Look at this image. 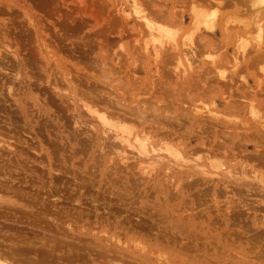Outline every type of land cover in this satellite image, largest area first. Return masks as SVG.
I'll return each instance as SVG.
<instances>
[{"label": "rangeland", "instance_id": "rangeland-1", "mask_svg": "<svg viewBox=\"0 0 264 264\" xmlns=\"http://www.w3.org/2000/svg\"><path fill=\"white\" fill-rule=\"evenodd\" d=\"M130 1L0 0V254L18 243L30 262L264 264V3L135 0L177 29L176 50L155 56ZM192 7L215 21L192 35L195 56L182 45ZM83 102L144 130L160 160Z\"/></svg>", "mask_w": 264, "mask_h": 264}, {"label": "bare ground", "instance_id": "bare-ground-1", "mask_svg": "<svg viewBox=\"0 0 264 264\" xmlns=\"http://www.w3.org/2000/svg\"><path fill=\"white\" fill-rule=\"evenodd\" d=\"M184 1V0H183ZM264 3V0H256V3ZM128 8H129V11L126 13V9H124L123 11L125 12V14H126V16L127 17H129L130 16V14L132 15V14H134L135 15V17H136V19L137 20H139L138 22H142L141 24H143L142 26H143V28L144 27H146L147 28V30L146 29H144L143 31H144V33H145V35H146V40L144 41L145 43H143V44H146V41H149V43H151V45H149V46H151V47H149L148 46V49L150 48H153V54L155 55V56H158V51L161 49V48H164L163 46H165V48L166 47H169V46H171V48H176L177 47V45H178V42H177V39L175 38V34L173 33V29H175V28H173L172 29V31H171V27H168V22L165 24V26L167 27V28H165V26H164V24L161 22V24H163V26H159V23H158V26L156 25L157 24V22L155 23V20H154V18H153V22L155 23L154 25L152 24V21H150L149 20V16H147V14H145V10H142L141 9V7L138 5V3L135 1V0H131L130 1V6H128ZM193 8L194 7H192V10L191 11H193V13H195V16L193 17V27H191L192 28V31L190 32V34H187L186 36H185V40L183 41V43H182V45L183 46H185V49L186 50H189V52H191L190 50H194L195 51V49L193 48L194 47V45H193V43H194V41H193V34H194V32L196 31V32H198L197 34H199V32H201L202 33V31L204 30V31H206V32H213V30H214V27H215V25H214V23H215V21H214V14H213V16H211L210 14H204L203 15V13H201L200 12V14H199V11L197 10V12H196V10L194 9L193 10ZM126 10V11H125ZM122 11V10H121ZM122 11V12H123ZM157 11V13H165V12H163V10H156ZM156 11H155V13H156ZM130 12V13H129ZM198 13V14H197ZM214 13V12H213ZM203 16H202V15ZM129 15V16H128ZM207 15V16H206ZM121 16H122V14H121ZM133 16V15H132ZM122 18V17H121ZM160 18V17H159ZM158 18V19H159ZM163 18V17H162ZM165 18L166 17H164V19H163V21L165 22L166 20H165ZM160 21V20H159ZM172 22V21H171ZM140 24V25H141ZM160 24V25H161ZM181 24V23H180ZM156 25V26H155ZM175 25V24H174ZM173 25V26H174ZM169 26H171V25H169ZM224 26H225V24H224ZM223 26V27H224ZM247 26V25H246ZM175 27V26H174ZM169 28H170V30H169ZM244 28H246V27H244ZM175 30H177V29H175ZM256 31V38L255 39H260L261 38V33H262V29L259 27V26H257V30H255ZM175 32V31H174ZM189 33V32H188ZM196 34V33H195ZM203 34V33H202ZM205 34V33H204ZM175 35V36H174ZM193 35V36H192ZM211 35V34H210ZM197 37V36H196ZM199 38H200V40H204V39H206V38H204V36H203V38H202V36H198ZM202 38V39H201ZM239 40V39H238ZM241 42H239V44H237V47H238V49L240 50L239 52L241 53V55H243L244 57H245V55L247 54L246 53V50L248 51V49L246 48V45H244V43H245V40L244 39H241L240 40ZM247 41V40H246ZM251 41V40H250ZM260 41V40H259ZM259 41H257V42H259ZM256 42V41H255ZM256 42V45H255V47H257L256 49H259L260 47H261V44L260 43H257ZM148 42H147V44H149ZM247 43H248V41H247ZM147 44H146V46H147ZM246 44V43H245ZM168 45V46H167ZM144 47H145V45H144ZM199 47H201V46H199ZM147 48V47H146ZM146 48H144V49H146ZM164 48V49H165ZM170 48V47H169ZM188 48V49H187ZM196 48V47H195ZM167 49V48H166ZM172 49V50H173ZM261 49V48H260ZM174 50H176V49H174ZM185 50V51H186ZM192 50V51H193ZM193 51V52H194ZM253 50H251V51H249V52H252ZM254 51H255V49H254ZM262 51V50H261ZM182 52H184V51H182ZM193 52H191V54H192V56H193V54H194V56H195V52L193 53ZM185 53L186 52H184V56H182V57H184L185 59H184V62H185V64H187L188 62H189V60H188V58L187 57H185ZM188 53V52H187ZM187 53H186V55H187ZM261 53H263V52H261ZM182 54V53H181ZM260 55V56H259ZM191 56V55H190ZM191 56V57H192ZM210 56V55H209ZM242 56V57H243ZM262 55L259 53L258 54V58L259 57H261ZM187 58V59H186ZM190 58V57H189ZM211 58H212V55H211ZM254 58H256V57H254ZM188 60V62H186ZM235 60H237V58L235 59ZM234 60V61H235ZM177 62H176V68L177 67H182V68H180V69H182L180 72H184L185 71V69H184V66L182 65V63H181V61L179 60V59H177L176 60ZM236 62V61H235ZM238 63H236V64H234V66H236ZM188 66H190V64H188ZM179 70V69H178ZM106 72V71H105ZM106 76H107V73L105 74ZM104 75V76H105ZM108 75H109V73H108ZM105 76V77H106ZM220 77L221 78H226L224 75H223V73H221V71H220ZM104 78V77H103ZM105 79H107V77L106 78H104V81H106L107 83L109 82H111V81H107V80H111V78L109 79H107V80H105ZM109 83H108V85H109ZM86 103V102H85ZM95 103V102H94ZM94 103H91L90 105H94ZM83 107H85L86 108V110L88 111V112H90L91 114H95L96 116V119H98L99 120V122L101 123V125L103 126V127H105V129H104V131L106 130V132H111V133H114L111 137L114 139V138H117V140L119 141V142H125L127 145H129V148L131 147L132 149L133 148H135L136 149V152H135V154L137 153V156H139V157H141V156H149L150 158H152V157H157V158H155V159H153V160H155V161H158V160H160V158L158 159V155L157 156H155L153 153H154V151H159L160 149H158V148H155L152 144H150V143H148V141H149V136H148V134H145L144 132V130L141 132V133H138V132H135L134 134H132L131 132H133L132 130H131V127L130 126H128L126 123H122V122H120V121H116L115 119L113 120V118H112V115H113V112L114 111H112V114H110V115H108L107 113H109V112H107L106 113V111H102V110H104V109H102V107L100 108V107H98V108H100L101 110H99L97 107H95V105L93 106L94 108H92L91 106H89V104H84V102H83ZM144 105V104H143ZM250 108H253V105H250ZM108 110V109H107ZM126 110V109H125ZM141 110V109H140ZM194 110L196 111V109L194 108ZM198 110V109H197ZM205 110V109H204ZM128 111V110H127ZM201 111V113H206L207 114V112H209L208 114H210V113H212V114H214L213 112H211L210 110H208L207 109V112H205V111H203L202 112V110H200ZM250 111H252V110H250ZM119 112V111H118ZM131 112V111H130ZM135 112H136V110H135ZM139 112V111H138ZM115 113V112H114ZM140 113H141V111H140ZM195 113V112H194ZM196 113H198V111H196ZM195 113V114H196ZM203 113V114H204ZM254 113H256L257 115H258V112H254ZM253 113V114H254ZM117 114V113H116ZM122 114V113H121ZM120 114V115H121ZM200 114V113H199ZM251 114H252V112H251ZM134 115V114H133ZM141 115V114H140ZM255 115V114H254ZM111 116V117H110ZM118 117H120V116H117V118ZM127 117V116H126ZM255 117V116H254ZM130 118V117H129ZM141 118V117H140ZM139 118V119H140ZM122 118H120V120H121ZM124 119V118H123ZM215 119H216V117H215ZM218 119V118H217ZM118 120V119H117ZM103 131V132H104ZM105 132V133H106ZM140 134H142V135H140ZM230 137V136H229ZM166 143V142H165ZM164 143V144H165ZM171 144V143H170ZM126 145V147L128 148V146ZM167 145V144H166ZM169 146V145H168ZM167 147V146H166ZM166 147H165V150H166ZM172 147V146H171ZM164 148V147H163ZM175 148V147H174ZM169 149V148H168ZM170 149H172V148H170ZM164 150V151H165ZM174 150V149H173ZM134 151V150H133ZM175 151V150H174ZM177 153V152H176ZM227 153V152H226ZM141 155V156H140ZM176 155V154H175ZM179 156V155H178ZM181 156V155H180ZM179 156V157H180ZM175 157V156H174ZM181 159H182V157H181ZM201 169H202V167H201ZM203 171V170H202ZM206 171V170H205ZM205 171H204V173H205ZM229 174H231L230 173V171L228 172ZM233 174V173H232ZM232 176V175H231ZM1 227V226H0ZM3 229V228H2ZM1 229V230H2ZM11 234H13V233H11ZM6 235H7V233H6ZM5 235V236H6ZM11 236V235H10ZM9 236V237H10ZM18 236V235H17ZM17 236L15 237V238H17ZM23 236V235H22ZM11 238H13V237H11ZM15 238H13V239H15ZM21 238V237H20ZM19 238V239H20ZM1 239V238H0ZM22 239L24 240V236L22 237ZM16 240V239H15ZM23 240H22V242H23ZM64 240V239H63ZM118 240V239H117ZM19 241H21V240H19ZM32 241V240H31ZM59 241V240H58ZM1 242V241H0ZM56 242V241H55ZM79 242V241H78ZM10 243V242H9ZM21 243V242H20ZM32 243V242H31ZM86 243V242H85ZM2 244V243H1ZM18 244V243H17ZM16 244V247H15V250H12V251H9L8 253L9 254H0V264H12V263H16V264H48V261H49V263L50 264H54V263H52L53 261H55L56 262V259H55V257L53 258V261H51L50 262V260H48V259H51V258H48L49 257V255H42L41 256V254L39 255V254H37V255H39V256H37L36 255V258L35 259H33L34 261H32V262H30L31 260H28V259H30V257H28L27 258V256L25 255V254H23V253H21L19 250H17L16 248H18V246L19 245H17ZM35 244V243H34ZM87 244V243H86ZM11 245H12V243H11ZM56 245V244H55ZM69 245V244H68ZM88 245V244H87ZM15 245H12V246H10L11 248H13ZM70 246V245H69ZM95 246V245H94ZM33 247V249H34V246H32ZM71 247V246H70ZM0 248H2V247H0ZM5 248V247H4ZM86 248H87V246H86ZM40 249V248H39ZM64 249V248H63ZM91 249V248H90ZM17 250V251H16ZM25 250H27V249H25ZM46 250V249H45ZM54 250H55V248H54ZM4 250L2 249V252H3ZM42 251H44L43 249H42ZM104 251V250H103ZM111 251H113V250H111ZM6 252H7V250H6ZM49 252H51V249H50V251ZM49 252L47 253V254H49ZM66 252V251H65ZM25 253V252H24ZM31 253H33V252H31ZM72 253H73V251H72ZM112 253V252H111ZM46 254V253H45ZM75 254V253H74ZM104 254H106L105 253V251H104ZM57 255V254H56ZM55 255V256H56ZM23 256H24V258H23ZM50 256H51V254H50ZM62 256V255H61ZM67 256V255H66ZM74 256V255H73ZM83 256V255H82ZM81 256V257H82ZM11 257H12V259H11ZM60 257V256H59ZM71 257H72V255H71ZM102 257V256H101ZM107 257V256H106ZM113 257V256H112ZM33 257H31V259H32ZM85 258V257H84ZM103 258V257H102ZM8 259H10V260H12V262L11 261H8ZM55 259V260H54ZM72 259V258H71ZM77 259V257L74 259V260H76ZM83 259V258H82ZM104 259V258H103ZM106 259H109L108 257L106 258ZM106 259H104V260H106ZM110 259H111V257H110ZM89 260V259H88ZM63 261V260H62ZM67 261V260H66ZM86 262H87V260H85ZM111 261H112V263H113V260L111 259ZM69 262V261H68ZM108 262V261H107ZM114 262H115V259H114ZM57 264H59L58 262H56ZM55 263V264H56ZM72 263V262H71ZM81 263H83V262H81ZM111 263V264H112ZM124 263V262H123ZM123 263H121V264H123ZM68 264V263H67ZM105 264V263H104ZM107 264V263H106Z\"/></svg>", "mask_w": 264, "mask_h": 264}]
</instances>
